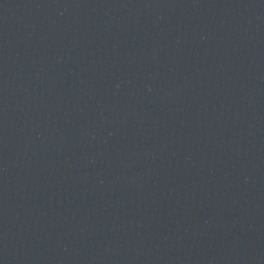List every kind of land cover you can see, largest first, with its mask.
<instances>
[{
  "label": "water",
  "instance_id": "obj_1",
  "mask_svg": "<svg viewBox=\"0 0 264 264\" xmlns=\"http://www.w3.org/2000/svg\"><path fill=\"white\" fill-rule=\"evenodd\" d=\"M0 264H264V134L0 44Z\"/></svg>",
  "mask_w": 264,
  "mask_h": 264
}]
</instances>
